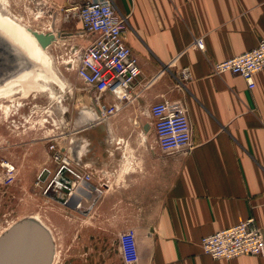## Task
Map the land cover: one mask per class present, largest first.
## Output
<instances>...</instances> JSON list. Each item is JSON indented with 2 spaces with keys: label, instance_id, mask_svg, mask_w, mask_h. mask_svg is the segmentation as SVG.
I'll list each match as a JSON object with an SVG mask.
<instances>
[{
  "label": "crops",
  "instance_id": "0c3cea01",
  "mask_svg": "<svg viewBox=\"0 0 264 264\" xmlns=\"http://www.w3.org/2000/svg\"><path fill=\"white\" fill-rule=\"evenodd\" d=\"M48 1L63 8L84 0ZM111 1L138 60L137 97L62 144L90 166L105 201L77 212L89 222L86 249L59 264H264V255L213 260L200 248L201 238L250 217L264 232V71L253 90L239 76L212 73L214 63L264 41V0ZM84 91L96 115L98 104L114 103ZM161 101L187 114L189 148L159 149L148 108Z\"/></svg>",
  "mask_w": 264,
  "mask_h": 264
},
{
  "label": "rangeland",
  "instance_id": "374dc122",
  "mask_svg": "<svg viewBox=\"0 0 264 264\" xmlns=\"http://www.w3.org/2000/svg\"><path fill=\"white\" fill-rule=\"evenodd\" d=\"M8 5V8L0 7L30 30L44 34L52 31V11L58 13L54 32L62 37L48 50L53 57L54 70L72 85L73 92L66 87L62 93L52 86L54 97L59 99L49 98L51 93L39 94L35 99L21 98V106H17L18 94H13L11 102L8 98H0V164L10 163L16 170L10 175L0 168V236L16 222L38 216L52 232L54 255L51 264H59L63 255L86 249L80 238L87 239L81 231L87 230L89 222L87 218L81 221L77 212L99 210L105 200L96 194L92 201L85 200L80 209L67 207L63 203V189L54 183L58 166L47 157L46 146L60 141L67 145L69 137H76L74 130L95 125L100 118L88 105L92 94L84 91L83 83L66 65L73 43L64 39L63 34L80 29L77 19L65 12L69 6L57 8L48 0H8ZM2 104L10 106L7 116L2 112ZM45 120L46 123H40Z\"/></svg>",
  "mask_w": 264,
  "mask_h": 264
},
{
  "label": "built area",
  "instance_id": "2783aa9c",
  "mask_svg": "<svg viewBox=\"0 0 264 264\" xmlns=\"http://www.w3.org/2000/svg\"><path fill=\"white\" fill-rule=\"evenodd\" d=\"M65 12L74 16L80 25L77 32L63 34L64 39L73 43L66 65L85 87L98 96L96 102L103 96L113 99V104L100 103L97 106L100 120L109 118L116 113V108L123 103H131L137 97L133 90L140 69L137 58L123 39L125 20L117 14L111 0L72 2ZM59 35L61 38L62 35ZM194 46L202 50V40L196 39ZM261 71H264L262 40L253 50L212 65L214 75L229 73L239 76L249 90L255 87L254 75ZM182 76L188 78L187 70L182 71ZM148 114L153 120L156 143L162 152L189 148L192 129L186 113L172 109L168 101H161L151 104ZM46 155L58 166L54 183L68 190L64 204L74 195L75 209H80L85 200L92 201L93 196L101 193L92 184L95 176L93 171L85 172L90 166L75 163L69 149L61 141L48 144ZM0 168L6 174L13 175L16 172L10 163L0 164ZM78 188L81 194L77 192ZM200 248L202 254L213 260L229 261L242 256H263L264 232L255 219L250 217L231 228L201 238Z\"/></svg>",
  "mask_w": 264,
  "mask_h": 264
},
{
  "label": "water",
  "instance_id": "95a60500",
  "mask_svg": "<svg viewBox=\"0 0 264 264\" xmlns=\"http://www.w3.org/2000/svg\"><path fill=\"white\" fill-rule=\"evenodd\" d=\"M53 17L52 32L32 33L42 49L50 47L55 38L60 37L53 32L56 16ZM17 54L13 45L0 36V86L33 69L34 61ZM20 69L24 71L22 74L18 73ZM77 192L81 194L79 188ZM53 255L54 244L50 233L32 217L16 222L0 236V264H51Z\"/></svg>",
  "mask_w": 264,
  "mask_h": 264
},
{
  "label": "bare ground",
  "instance_id": "6f19581e",
  "mask_svg": "<svg viewBox=\"0 0 264 264\" xmlns=\"http://www.w3.org/2000/svg\"><path fill=\"white\" fill-rule=\"evenodd\" d=\"M0 6H4L8 8L9 7L8 0H0ZM38 14H39L38 16L40 17L41 16L40 12H38ZM53 14L54 13H51L52 19H54ZM33 32H37V31L30 30V28L18 22L9 13L5 12L0 7V36L5 40L9 41L13 45L16 54L21 53L25 55L27 58H29L30 61L32 62L34 61L33 69L30 72L27 71V74L26 73L24 74L23 73L24 71L20 69L18 73L19 74L23 73L21 77H18L17 79L11 80L10 82H7L4 85L0 86V98H4V99L8 98L9 102H11L10 100L14 98L13 94L19 95L17 106H21V104L19 103L20 100H22L21 98L26 99L29 97H33L35 99L38 98L39 94L51 93V95H49V98L54 100L59 99V97H54L51 88L52 86L58 87V89L62 93L65 91L66 87L69 88L71 93L73 92V89L70 88L68 82H66L65 79L59 77L56 71L54 70L53 60H52L53 57L49 53L48 50L49 47L46 49H42L38 44V42L36 41V39L34 38L32 34ZM48 32H52V31H48ZM55 40H57V37L55 38ZM2 107H3L2 112H4V114L7 116L9 113L10 106L2 104ZM46 122L47 121L45 120L44 122H40V123L43 124ZM32 219H34L37 223L42 225L50 233L53 240V236L50 228L38 216H32Z\"/></svg>",
  "mask_w": 264,
  "mask_h": 264
},
{
  "label": "flooded vegetation",
  "instance_id": "af4514ba",
  "mask_svg": "<svg viewBox=\"0 0 264 264\" xmlns=\"http://www.w3.org/2000/svg\"><path fill=\"white\" fill-rule=\"evenodd\" d=\"M63 189V195L66 196L68 193V190L66 188H62ZM67 207L71 208L75 206V200H74V195H72L70 197V199L68 200V202L65 204Z\"/></svg>",
  "mask_w": 264,
  "mask_h": 264
}]
</instances>
